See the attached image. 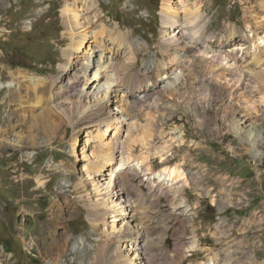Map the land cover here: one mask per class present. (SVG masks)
<instances>
[{
  "label": "rangeland",
  "instance_id": "374dc122",
  "mask_svg": "<svg viewBox=\"0 0 264 264\" xmlns=\"http://www.w3.org/2000/svg\"><path fill=\"white\" fill-rule=\"evenodd\" d=\"M78 1L81 8L83 2ZM98 1L100 24H104L106 29L118 25L122 35H114L115 42L128 49L127 60L135 56L134 70L121 74L123 83L120 88L129 102L122 104L121 114L126 115L122 114L124 117L120 120L111 116L115 113L114 101L109 100V106H104V91L114 85L111 80L113 74L96 54L99 50L95 42L92 55L84 51L74 58V61L83 60L87 64L89 78L94 73L98 78L86 81L81 77L76 94L70 96L69 101H63L66 102L65 109L74 104L70 119H63L59 113L62 107L56 105V101L60 103L62 99L58 95L61 83L57 82L53 86L55 104L49 105L51 109L48 110L51 111L43 117L46 120H41V128H51L54 135L43 139L39 142L41 147L34 149L29 147L14 151L10 146L0 145V264L5 260L12 264H52L41 256L45 251L59 258L57 264H78L79 255L72 246L74 239L82 238L92 244L98 235L110 240L113 245L118 244L119 260L115 247L108 243L103 247V253L108 257L107 264H145L134 255V249L123 233L125 228L130 230L131 227L126 225L128 213L122 203L116 204L114 209H104L105 216L102 221H97V228L87 217L93 209H98L96 198L99 194L108 196L109 199L105 198L104 202L114 207L115 202L111 203L115 197L112 190L119 183L115 176L126 167L137 173L131 179L129 197L137 201L138 211L144 215L143 221L155 237L151 246L154 256L148 259L149 262L214 264L211 251L219 250L221 246L212 232L218 217H225L232 229L229 239L243 241L239 254L243 264H247L245 254L251 251H255V264L263 263L264 155L260 159L251 156L232 129V117L240 114L239 119L244 125L261 126L264 123V89H259V86L245 97L239 94L236 85L223 80L224 75L221 74L218 79L211 76L210 91L214 99L209 102L197 92L201 79L207 80L203 76L206 75L204 65L197 60L192 65L195 73L191 70L188 74L186 71L178 90L172 89L160 96L158 105L161 107L156 110L148 108L146 100L139 98V90L136 89L155 82L159 62L164 59L177 61L178 56L185 55L186 46L178 41L179 54L177 47L167 44L162 37L164 0ZM195 4L206 15L211 43L218 40L220 44L227 43L234 29L246 38L248 26L254 27L257 37L264 35V0H171L167 12L176 15L179 20L184 19ZM62 12V0H0V84H4L0 88L1 128H4L7 119V100L4 101L3 96L8 89L5 84L10 82L8 71L20 69L53 81L68 69L63 55L69 51L70 43L78 39L75 34L78 30L73 31V36L66 33ZM100 24L95 28V37L106 33ZM92 34L91 30L84 36L89 43L94 42ZM257 37L254 36V39ZM262 50L264 60V47ZM190 57L195 61L194 55ZM219 57V62L227 65V58L223 55ZM151 59L153 64L145 69ZM100 76L109 81L106 85L108 89H105ZM187 83L193 88L183 87ZM83 90L88 96L96 98L89 105L98 110L99 103L107 114L98 110L99 115L89 120L82 118L87 110L86 106L82 109L78 107V98ZM133 97L139 102L132 100ZM242 97H245V102H242ZM188 102L194 105L201 102L203 108L193 110L195 115L188 110ZM246 106H251L253 110ZM170 109L173 114L168 117L166 114ZM104 115L113 122L106 125L102 119ZM148 130L151 136H148ZM98 134L101 140L97 139ZM2 138L5 142L12 140L4 132L0 135ZM100 149L108 153L109 160L104 172L94 176L95 171L87 167L96 162L104 166L103 159H99ZM174 165L180 173L171 179L167 171ZM163 168H167L166 172L162 171ZM196 170L203 172L201 183L204 189H211L209 195L205 196L198 189V184L191 181L188 173ZM220 177L227 181L222 182ZM62 180L67 183L65 188L61 186ZM158 187L165 188L166 194L163 192L160 196L154 192ZM222 188H227L228 194L224 197L225 207L218 212L216 201ZM120 206L123 211H120ZM194 206L197 209H192ZM252 213H256L259 220H254ZM193 215H196L195 221L186 223L185 219H192ZM52 223L55 225L52 233L47 232ZM64 232L69 239L67 245L63 243L64 236L57 247L52 244L51 237H47L49 234L61 236ZM42 233L47 234L44 241L40 240ZM181 234L183 236L179 240L185 242L183 252L186 256L185 261L178 262L174 247ZM58 248L64 251L62 257H57L60 255L57 254Z\"/></svg>",
  "mask_w": 264,
  "mask_h": 264
},
{
  "label": "bare ground",
  "instance_id": "6f19581e",
  "mask_svg": "<svg viewBox=\"0 0 264 264\" xmlns=\"http://www.w3.org/2000/svg\"><path fill=\"white\" fill-rule=\"evenodd\" d=\"M170 1L171 0L163 1L164 12H162L163 15H162L161 34L162 37L165 38L164 40L167 44H173L174 46L177 47L176 51L179 52V54H181V51L178 49L179 40L182 41L181 42L182 45L186 46V51H185V55L182 54L183 56L181 55L178 56L177 61L175 60L171 61V59L165 60L163 58L164 60H161L157 66L158 79L152 84L146 86L143 85V87L141 86L142 88L139 87L138 89H136L137 86L135 88L134 87L135 85L134 86L132 85L133 88L136 89V91L139 90L137 93L140 96L139 98L142 97L146 100V101L140 100L142 102L145 101L147 103L145 104V106L147 105L148 108H153L156 110V108L159 106L158 104L160 103V96L163 93H167L168 91H171L172 89H174V91L178 90V88H180L183 82L182 79L184 74H186L185 72L186 71L187 73L189 71L191 72L193 67L192 65L194 64V62H197V60H200L204 65L203 70L205 71L204 74L206 75L203 76L207 77V80L204 81L201 79V81L198 83L197 92L201 94L203 97H205L204 99L208 100L209 102L214 99L213 93L210 91L211 90L210 79H212L211 76L218 79L221 77L220 76L221 74L224 75L222 77L223 80H227L228 83L229 82L232 83L231 85L233 84L236 85V88H238L239 90V94L245 97L247 94L248 95L251 94L254 89L257 90L259 86H261L259 87V89H264V60L262 59V54H263L262 49L264 47V35L257 37V34H255L254 32V27L248 26L249 31L248 34H246V38L241 36L238 30L234 29L233 31L231 30L232 36L230 37L227 36L228 37L227 43L220 44L219 43L220 40H218V42L216 41L215 43H211L209 40V34H207L208 27H207L206 15L202 11L201 7L195 4L192 12L190 13L188 12L187 16H185L184 19L179 20L176 17V15L167 12L169 10L168 8L170 6ZM78 2H79L78 0H62V4H63L62 18H63V26L66 33L69 36H73V31L75 32V30H78L75 33L76 36H78V39L77 40L74 39L70 43L68 49L69 51L64 52L63 55V59L66 62L65 64L66 66H68L67 70L65 69L63 73H61L53 81L47 77H42L40 75H35V74H29L28 72L22 71L20 69L16 71L7 72L10 82L8 84H5L8 85V89H7V93L3 96L4 97L3 100L4 101L7 100L8 109L6 108L5 111L7 119L4 121V128L0 127V135L4 132L5 135L11 136L12 140H8L7 142H5V139L2 138L0 139V145L10 146V148L13 149L14 151L28 149L29 147H32L34 149L41 147L39 145V142L43 141V139L50 138L52 135H54L52 133L51 128L48 130L47 129L43 130V128H41V124H42L41 120H46L43 117L45 116L46 112L51 111L48 110L51 109L49 105L55 104L56 99L54 97L53 86H55L57 82L61 83V88L59 89L60 91L58 95H60L62 99L60 103L59 101H56L57 102L56 105L58 106L61 105L59 108L62 107L59 112L62 118L70 119L72 114L71 110L73 109L74 104L72 103L73 105H70L68 109H65L64 107L66 106V102L63 101H69L70 96L76 94L77 87L79 86V79L81 77L86 79V81H91L92 78H94L95 81L96 78H98L95 75V73L93 74L92 78H89L88 75L86 74V70L88 69L87 64H84L83 60L74 61V58L79 57L81 55V52L84 51H85L84 53L91 52L90 54L92 55L93 52L92 48L95 47V45H93L95 42L99 50L96 52V54L97 53L99 54L100 60L105 65L106 69H111L110 72H112L113 74V78L111 80H112V84L114 85H112V87H109L110 90L104 91L105 92L104 106L106 107L109 106L110 104L109 100L114 101L115 106L113 108L115 109L114 111L115 113L114 114L112 113L111 116L117 117L118 120H120L122 117H124L123 115H126L123 113H122L123 115L121 114L123 110L122 104L129 103L128 98L123 97L124 95L122 94L123 92L121 91L120 88L121 84L123 83L121 74L127 71L129 72L134 70L136 66V61L134 58L135 56L134 57L132 56L133 57L132 60L131 59L127 60L126 51L128 49L125 46L121 44L119 45L115 42V38L113 36L115 35L117 37L122 35L121 32L119 31L120 28L118 25L115 28L106 29L104 24H100L101 17L97 10L98 7L97 4L99 3L98 0H80V2H83V6L81 7L82 9L79 8ZM99 24L102 25L104 30H106V33H103L105 34L103 36L102 35L99 36L98 34L97 37H95L96 34L95 28ZM91 30L92 33H94V35L92 34L94 36L93 43H89V41H86V39H84V36L86 37V34L91 32ZM254 36L257 37L256 40L254 39ZM240 52H242L241 55ZM191 55L195 56V61L192 60L193 58L190 57ZM220 55L221 56L223 55L227 58L228 60L227 65H224L223 63L219 62V59H221L219 57ZM150 64H153L152 59L150 60L149 63H147V66H145L144 68L148 69L151 66ZM222 71L225 72V74H223ZM100 78L103 81L102 84H105L104 85L105 89H108L106 85L109 84V81L105 77L100 76ZM129 82L132 83L133 81L130 80ZM188 84L190 83L183 85V87L189 86L193 88L192 84L190 85ZM3 85L4 84L2 85L0 84V88ZM166 86L168 87L173 86V88H167ZM98 87H100L99 84ZM81 93L82 94L78 98L79 99L78 107L82 109L86 106L85 108L87 109L86 112H83L82 118L89 120L90 117L99 115L98 110H100V112L104 114H107V110L104 109V111H102L103 109L101 108V105L99 103L98 105L100 106V109L97 107L98 110L93 109L94 106L91 107L89 105L92 99L93 101H95L96 99L95 96H90V95L88 96L87 95L88 93L84 90L81 91ZM150 98H152L153 100L150 101ZM244 98L242 97V102H245ZM132 100L136 101L134 97ZM138 102L139 101H136V103ZM190 102H188L186 106L188 110H190L193 113L195 112L193 110H198V109L201 110L203 108L201 102L195 105L194 103L192 104ZM246 107L249 108L250 110H253L251 106H246ZM172 109H170V111ZM170 111L169 113L166 111V113H168V115L166 114V116L170 117L173 114V111L171 112ZM16 116H18V118L14 119ZM239 117L240 114L233 115L232 117V121H233L232 129L236 137L239 138L243 146H246L248 148V151L250 152L251 156L254 159L262 158V156L264 155V123L259 127L244 125V122H242L239 119ZM102 119L105 120V123H107L106 125H108V123L111 124L113 122V120L107 119L105 115ZM242 125H244V127ZM149 131L150 130H148V136H151ZM97 139H100V134H98ZM123 147L125 146L124 145L122 146V150ZM100 150L102 152H100L99 159H103L104 166L103 163L100 164L99 162H96V164H94L93 166L87 167L88 169H92L93 172L95 171L93 174L94 176L100 175L104 172L103 170H105L104 168L109 160L108 159L109 157L106 156V154L108 153L104 152L102 149ZM142 157H141V161H142ZM167 168H163L162 171L166 172ZM178 171L179 168L175 165L169 167L167 171L168 177L174 179L175 176L179 175L180 172ZM188 175L190 176L191 181H193L195 184H198V189L200 188L205 196L209 195L211 189H204L201 183V181L204 180L202 171L196 170L188 173ZM136 176L137 173H135L133 169H130L128 167H126L125 170L116 174L115 180H117L119 183L117 184L118 186L114 187V189L112 188L113 189L112 194L114 193L113 195H115V197L113 196L111 203L115 202L114 207H112L113 205L109 206L110 204L107 205L104 202L105 198L109 199L108 196H106L104 193L99 194L96 198L98 200L97 202L98 209L97 210L93 209V212L88 213L87 217L93 224L94 228H97L98 225L97 221H102V219L105 216L103 210L114 209L116 204L118 205V203L119 204L122 203L124 206V211L128 213V217H127L128 222L126 223V225L127 227H131L130 230L125 228L123 233L128 238L130 242V247L134 249V255L139 259L140 263L152 264L151 262L148 261V259L151 256H154L153 254L154 252L152 251L151 246H152V240H154L155 237L151 235V231L148 225L143 221L144 215L142 216V214L140 213L141 211L140 212L138 211V204L136 203L137 201H134L129 197V186L131 183V179H134ZM220 180L222 182L227 181V179L224 177H220ZM61 186L62 188H65V186H67L65 180L61 181ZM152 188L153 187H150L151 190H153ZM226 189L222 188L220 191V195L217 198L216 202L219 208L218 212H222L220 211V209H223L226 205L224 201V197L227 196L228 194L227 193L228 191L226 192ZM166 191L167 190L165 188L158 187V189H154V192L158 193L160 196L163 195V192L166 194ZM122 208L123 207L120 206L119 208L120 211H123ZM192 209L195 210L197 209V207L194 206ZM195 216L196 215H193L192 219L186 218L185 219L186 223L188 221L194 222ZM252 216L254 220L258 219V215L256 213H252ZM130 222L132 224H130ZM53 224L54 223L49 224V226L47 227L48 229L47 232L50 231V233H52L51 232L52 228L55 227V225ZM153 228L155 229V227ZM231 230L232 229L227 218L218 217L212 233L215 237L219 239L221 248L219 250L211 251L214 264H243L242 259L239 256L243 241L241 239H229L232 235ZM179 232L182 233L181 230ZM194 232L195 233L197 232L196 228L194 229ZM45 234L46 233L41 234L40 237L41 241L45 240ZM163 234L166 233L163 232ZM63 236H64L63 243L67 245L69 239L66 236L65 232L61 236H55V235L51 236L49 234L47 237H51L52 244L55 247H57L58 242L63 238ZM181 236L183 235L181 234L177 237V243L175 244L174 247V251H175L174 255L177 257L178 262L185 261V256H186L184 255L185 253L183 252L185 242L183 240H179ZM106 243H108V245L110 246L112 245L113 247H115V250L118 252L116 254V258L117 260H119L121 254L120 251H118L119 250L118 244L113 245L112 244L113 242H111L110 240L99 237L98 235V237L97 236L95 237V241L92 242V244H89L86 243V241L82 238H75L72 246L74 248V251H76L79 255L78 264H107L108 257L106 254L103 253V247L106 245ZM60 249L58 250L59 253H57L60 255L59 256L57 255V257H62L64 254V251ZM254 252L255 251H251L245 254V259L247 264H255L256 256ZM41 256L48 259V261H50V263L52 262V264H57L60 261L59 258L58 259L54 258L55 256L48 251L43 252ZM132 261L133 260L129 261V263H131ZM1 264H12V263L5 260L2 261ZM260 264H264V262Z\"/></svg>",
  "mask_w": 264,
  "mask_h": 264
}]
</instances>
